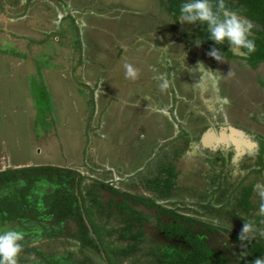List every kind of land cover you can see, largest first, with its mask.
I'll return each instance as SVG.
<instances>
[{
    "label": "rangeland",
    "instance_id": "rangeland-1",
    "mask_svg": "<svg viewBox=\"0 0 264 264\" xmlns=\"http://www.w3.org/2000/svg\"><path fill=\"white\" fill-rule=\"evenodd\" d=\"M60 13L73 14L81 29L75 28L71 18L58 21ZM109 25L115 26L113 35L118 38L132 32L135 36L164 33L169 38L184 32L162 0H0V170L20 168L18 165L55 166L89 178L85 183L96 178L115 189L128 190L139 185V177L163 161L165 153H171L164 150L170 140L158 137L157 143L153 136L157 134L147 126L133 131L136 118L124 116L128 109L117 113L118 106L113 104L105 110L107 96L93 92L94 96V87L78 83L81 67L88 66L83 74L90 79L93 70L102 71L104 63L109 64L112 57L104 53L115 51L104 31ZM189 50L192 60L209 73L205 51L194 44ZM214 70L226 83L224 93L232 100L241 87L249 90V96L254 92L255 107L261 110L258 119L264 122V90L257 86V79L264 78V66L250 69L221 60ZM161 78L153 80L160 82ZM199 79L202 75L196 71L192 77L196 87ZM238 121L251 130L262 128L253 121ZM155 143L159 144L156 151L147 153V147ZM39 186V193L55 188L45 180ZM5 193L0 189V195ZM7 229L23 233L17 224L0 226V230ZM225 239L221 242L229 253L232 246ZM57 248L63 251L60 245Z\"/></svg>",
    "mask_w": 264,
    "mask_h": 264
},
{
    "label": "trees",
    "instance_id": "trees-1",
    "mask_svg": "<svg viewBox=\"0 0 264 264\" xmlns=\"http://www.w3.org/2000/svg\"><path fill=\"white\" fill-rule=\"evenodd\" d=\"M183 2L162 0L165 10L176 22ZM210 2L215 11L217 0ZM224 4L226 10L251 22L249 38L256 46L253 53L246 54V50L241 49L245 56H238L227 43L215 45L207 39L206 26L200 23H182L186 27L185 35L191 43L196 39L201 40L200 47L206 53L213 47L219 48L223 60L250 69L264 66V0H224ZM257 80L263 87L264 78ZM256 139L258 167L233 183H228L220 174L211 176V184L201 194L190 187L177 186V173L171 163L159 162L151 171L140 176L137 186L150 194L151 198L142 194L132 196L121 193L99 179L87 184L84 176L78 174L75 177L74 172L59 167L33 166L2 171L0 187L6 190L14 187L15 192L0 197V225L27 224L23 226L26 231L35 228L40 231V235L35 232L20 242L22 249L17 264L27 263L30 257L32 260H42L43 264H253L256 258L264 257V236L260 235L264 232V216L258 214L259 201L254 192L256 184H264V138L256 135ZM225 164L227 162L222 159V165ZM41 180L56 184L57 188L50 194H43L41 201L46 209L39 212L38 197L32 191ZM101 188L121 197V202L116 204L121 219L113 217L109 206L101 200ZM29 195H32L30 199ZM128 199L134 205L147 208L155 207L157 200H172L171 209L159 207L161 213L171 217L166 235L170 239L181 237L186 247H143L142 231L133 232L141 225V214L130 206ZM186 199L193 200L192 208L186 207ZM126 210L130 213L125 214ZM195 216L208 220H200ZM213 220L217 223L213 224ZM66 221L73 222L76 227V231L68 235L71 240L78 242L76 252L69 249L71 242L67 240L64 229H61V224ZM244 222L253 225L254 231L241 241L237 235ZM196 224H202L204 229L212 233H217L223 227L244 257L235 261L226 260L219 251L207 247L204 239L191 233ZM227 225H236L239 229H230L225 227ZM63 236L64 240L57 243L56 238ZM41 239L49 240L46 248L27 247V244ZM59 245L62 246V252L58 251Z\"/></svg>",
    "mask_w": 264,
    "mask_h": 264
},
{
    "label": "flooded vegetation",
    "instance_id": "flooded-vegetation-1",
    "mask_svg": "<svg viewBox=\"0 0 264 264\" xmlns=\"http://www.w3.org/2000/svg\"><path fill=\"white\" fill-rule=\"evenodd\" d=\"M65 18H71V20H74V23L76 25L75 28L78 31L79 29H81L79 24L76 23L75 20L77 19H74L73 14H71L70 16H67L66 14H64L63 16V14L60 13L57 19L58 21H61ZM178 23L180 26L179 30L182 29L184 32L182 33L175 32L174 35L172 33L170 36V38L172 39L171 41H169L170 38L167 37V34H164V33L161 34V33H156V32H146L144 34H140L141 36H139V45H145L147 46V50L157 53V58H156L157 67H167L166 68L167 73L161 74L160 76H162L163 79H166L168 81V85L173 88V91L171 93L172 100L178 97V94L175 90L174 81H173L175 77L177 78L183 72H189V71L192 72L193 68H196V71L198 73L205 75V81H207L210 84L212 89L216 86V89H214L213 91L214 95L220 98L219 103L221 105H224V107H227V112L225 116L221 117L223 118L222 123L219 120L220 115L217 113L215 116L211 117V120H208V119H206L205 121L201 120V121L207 122L206 125L203 124L204 125L203 127L199 126L200 127L199 128L197 127V125H194V128L192 131H187L188 135L184 137L185 144H183L181 148L179 147L176 149L172 148L171 140H170L171 142H167V143L165 142L164 150L171 152V153H165L163 155L164 160L161 162L160 160L156 162V165L159 162L165 163V164L171 163V165H173L175 168V172L177 173V186L190 187L194 192L201 194V192H204V190H206V188L211 184L210 182L211 176L220 174L221 177L222 175L223 177H225L228 183H233L236 181V179L249 175L255 168L258 167L256 166L257 157L259 153L256 135L263 136L264 138V122H260L258 119L259 113H260V112L258 113V111H261V110L255 107L256 103H254L255 101L254 92H252L253 94L252 95L250 94L249 96V93H250L249 90L247 88L245 89L241 87L237 91V96L235 98L233 97L234 98L233 100L231 97L229 98L228 96L227 97L221 96L222 94H224V85L226 83L223 82L221 78H219V75H218L219 73L215 72L214 70V67L215 65L218 64V61L216 60L213 61L207 55L208 61L210 63L209 73L205 72L206 74H208L206 75L200 72V69L198 67H201L200 66L201 64H198L199 66L197 67L196 65L197 62H194L192 60L193 55L192 53L189 52L190 51L189 48H191V46H193L194 43H191L188 37L185 35V32H186L185 25L179 21ZM181 36H182V39L184 40H181ZM224 61H230V60H224ZM257 86H258V89H260V91L261 89L264 90V86L262 87L258 83V80H257ZM253 107L256 109L253 112H251L250 110L251 108L253 110ZM165 114L169 115L168 110ZM171 116L173 120L175 119L174 121H176L174 124V127H175V131L177 132L178 124H182V122L178 120L177 117L174 118L173 113H171ZM233 119H238V120L243 119L247 123H251L253 119V122L260 124L262 128H260L259 131H255V130L247 131L246 129L244 130L243 128L232 126L229 123L230 122L229 120L232 121ZM229 127L235 128L243 133V137L241 138V140L246 143V146L245 144L241 145L240 151H236L235 148L233 147V144L230 143L229 140L227 143L221 142L218 145L214 144L212 147H206V146L204 147L199 144L198 142L199 137L203 133L207 132V130L213 131L217 135L219 132H222V130L229 128ZM247 140L250 141L251 143H254L255 146L250 147L251 145L248 144ZM166 148H168V150ZM222 159L225 160L227 164L222 165ZM28 167H33V166H28ZM8 169H19V168H7V169L0 170V172L8 170ZM78 174L79 173H77L75 177H77ZM185 177H188V178H185ZM262 177L264 179V175ZM88 179L89 178L85 180H88ZM95 180L96 178H93L92 181H90V183L94 182ZM185 181L188 182L189 184H186ZM39 182L36 183L34 187L35 189L32 191V193H34L33 195L38 197L39 212H42L46 209L43 205V202L41 201L42 197L44 196L43 194L52 193L55 190V188H57V185L50 183V184L55 185V188L53 189L52 192L39 193L38 190H41L39 186ZM18 183L22 184V181H19ZM90 183H87V184H90ZM110 185L111 184H109V186ZM0 189H4V188L0 187ZM14 189H15L14 187L9 188L8 190L5 189L6 193L0 195V197L7 195L8 192H9V195L14 194L15 192ZM116 190L118 189L116 188ZM118 191L121 193L130 194L132 196L142 194L143 196H146L147 198H151V195L144 193L139 186L137 187L132 186L131 188H128V190L121 189ZM99 193L101 194V200L105 203L106 206H109L112 216L117 219H121L119 211L116 208V204L121 202V197L118 195H114L112 192L106 190L105 188H101L99 190ZM30 196L32 195L28 196L29 199L31 198ZM128 202L134 210L140 212L141 214V225L138 226L137 229L135 228L133 232L137 233L139 229L142 231L143 235L141 237V241H142L143 247H151L153 249H161L163 247H173V246L175 247L181 246L184 248L186 247L185 241L181 237H174L170 239L166 235V227L169 225L171 221V217L168 216L167 214L161 213L159 211V207L161 206V207L171 209L172 207L170 206V202H173L172 200H157L155 201L156 206L151 207V208H147L144 205H134L131 199H128ZM191 203L187 204L186 207L192 208ZM176 206H179V205L177 204ZM219 206L220 205H217V207ZM129 213L130 212L126 210L125 214H129ZM136 215L138 216V214ZM187 216H192V215H187ZM195 217L200 220H208L207 218H204L202 216H195ZM212 222L213 224L217 223V221L215 220H213ZM12 224L13 225L17 224L18 226L23 228V235H24L23 240H25V238H28L27 235L29 237L33 236L32 234L35 232H36L35 234L40 235L39 233L40 231L37 230V228H35L34 230L30 229L26 231L23 226L24 225L28 226L27 224H24V225H20L18 223H12ZM5 225H11V224H4L0 226H5ZM61 227H62L61 229H64V232L66 233L65 235L67 236L66 237L67 240L71 242L70 247L76 248L75 250H73L72 248H69V249L76 252L78 249V242L71 240L69 238L70 236H68L70 233H73L76 231V227L74 223L71 221H66L65 223L61 224ZM225 227L230 228V229L231 228L237 229V230L239 229L238 226L236 225H230V226L227 225ZM222 228L223 227H221V229L217 233H212L208 231L207 229H204L202 224H196L192 227L191 233L192 235L197 236L199 239H204L205 245L207 247L219 251L222 255H224L226 260L242 259L244 257L243 252L240 250L239 246L228 237L227 233L224 232ZM186 229L188 232V226H186ZM224 237L226 238L225 240H227L226 243L228 244V246L229 247L232 246L230 247L229 253L227 252V250L223 249V244L221 242V239L222 238L224 239ZM64 238H65L64 236L58 237L56 238L57 239L56 242L57 243L60 241L62 242ZM48 241L49 240L47 239L45 240L41 239L39 241H34L32 243L27 244V247H33V246L45 247V245L48 244ZM34 243H36V245H32ZM37 262H39V264H43L42 260H32V257L28 259L27 263H22V264H34Z\"/></svg>",
    "mask_w": 264,
    "mask_h": 264
},
{
    "label": "crops",
    "instance_id": "crops-1",
    "mask_svg": "<svg viewBox=\"0 0 264 264\" xmlns=\"http://www.w3.org/2000/svg\"><path fill=\"white\" fill-rule=\"evenodd\" d=\"M104 31L109 33L111 38L109 43L111 42L110 45L115 50L109 55L104 53L106 57H112L109 59V64L104 63L102 71L93 70V78L90 79L83 74V68L86 69L88 66L81 67L78 83L87 87H94L92 93L102 92V96H107L104 101L105 110L113 104L118 106L115 109L116 112L117 110L120 112L119 110L125 107L128 110H126L124 116L134 115L136 118L133 131H136L139 127L144 130L147 126L150 132L157 134L153 135L157 137V143H160L158 142L160 141L158 137L167 138L172 141L174 149L181 148L185 144L184 137L188 135L187 131L193 130L194 125L203 127L207 124L204 121L206 119L211 120V117L217 113L220 115V122H223L221 117L225 116L227 107L219 103L220 98L214 95L212 87L205 81V75L199 73L202 75V79H199V86L197 87L192 80L196 71L195 73L190 71L183 72L177 78L175 77L173 81L178 97L172 100L171 93L173 88L168 85L166 89L162 90L159 87L160 82L153 80L155 76L167 73V67L156 66L157 53L147 50L145 45H139V36H135L134 32L118 38L113 35L115 33L114 25L105 27ZM198 64L201 63L197 62V67L199 66ZM126 66H131L135 70L136 76L134 79L127 76ZM201 67H198L200 72L205 73V70ZM82 74L84 76L83 79H85L83 80L84 82L81 80ZM101 74H103L102 77H100ZM103 79L104 82H102ZM90 82L93 85H89ZM221 96L227 97L225 93ZM167 110L169 116L165 114ZM171 113H173L174 118L177 117L182 122V124H178V134L174 127L176 121L171 118ZM229 121L232 126L243 128L247 131L251 130L249 127L241 126L238 123V119ZM157 143L154 146L153 144L148 146L146 152L151 154L156 151L159 145H156ZM18 166L20 168L28 167L27 165Z\"/></svg>",
    "mask_w": 264,
    "mask_h": 264
},
{
    "label": "clouds",
    "instance_id": "clouds-1",
    "mask_svg": "<svg viewBox=\"0 0 264 264\" xmlns=\"http://www.w3.org/2000/svg\"><path fill=\"white\" fill-rule=\"evenodd\" d=\"M178 21L185 24L200 23L206 26L207 39L215 45L227 43L234 50H246V54L255 51V43L249 38L252 24L247 19L239 16L235 12L226 10L224 0H217L216 10L210 0H184L179 7ZM196 47L202 43L201 40L193 41ZM207 55L220 62V50L217 47L211 48ZM126 74L135 78L136 72L131 66H126ZM159 87L163 90L168 87V81L161 78ZM254 192L258 198V214L264 216V184H257ZM254 231L253 225L244 222L237 239L246 240L250 233ZM260 235L264 236V232ZM24 239L22 232L7 229L0 230V264H17V257L21 252V241ZM253 264H264V257H258Z\"/></svg>",
    "mask_w": 264,
    "mask_h": 264
},
{
    "label": "water",
    "instance_id": "water-1",
    "mask_svg": "<svg viewBox=\"0 0 264 264\" xmlns=\"http://www.w3.org/2000/svg\"><path fill=\"white\" fill-rule=\"evenodd\" d=\"M233 53L238 55V56H245L240 50H234L232 49ZM243 137V133L235 128L229 127L222 132H219L217 135L210 130H207V132L203 133L199 137V144L202 146L206 147H212L214 144L218 145L219 143H227L228 140L230 143L233 144V147L235 148L236 151H240L241 145L246 146V143L241 140ZM248 144L251 145L250 147L255 146L254 143H251L248 141Z\"/></svg>",
    "mask_w": 264,
    "mask_h": 264
},
{
    "label": "bare ground",
    "instance_id": "bare-ground-1",
    "mask_svg": "<svg viewBox=\"0 0 264 264\" xmlns=\"http://www.w3.org/2000/svg\"><path fill=\"white\" fill-rule=\"evenodd\" d=\"M82 27H84V25H81Z\"/></svg>",
    "mask_w": 264,
    "mask_h": 264
}]
</instances>
